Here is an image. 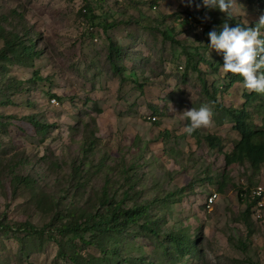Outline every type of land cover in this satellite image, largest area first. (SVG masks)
<instances>
[{"label": "rangeland", "instance_id": "rangeland-1", "mask_svg": "<svg viewBox=\"0 0 264 264\" xmlns=\"http://www.w3.org/2000/svg\"><path fill=\"white\" fill-rule=\"evenodd\" d=\"M197 3L0 0V264H264V219L246 216L244 197L262 168L228 166L182 118L209 106L213 123L198 130L228 152L242 136L227 109L264 125V94L247 104L207 36L254 26L264 0H235L231 18ZM111 201L147 214L60 233Z\"/></svg>", "mask_w": 264, "mask_h": 264}, {"label": "clouds", "instance_id": "clouds-1", "mask_svg": "<svg viewBox=\"0 0 264 264\" xmlns=\"http://www.w3.org/2000/svg\"><path fill=\"white\" fill-rule=\"evenodd\" d=\"M193 0H187L191 5ZM219 9L232 17L235 0H200L197 8ZM208 48L222 54V71L242 78L243 87L249 92L264 94V14L256 20L254 26L223 23L221 30L207 33ZM182 118L188 121L185 132L189 135L213 123V111L207 105L182 111Z\"/></svg>", "mask_w": 264, "mask_h": 264}, {"label": "trees", "instance_id": "trees-1", "mask_svg": "<svg viewBox=\"0 0 264 264\" xmlns=\"http://www.w3.org/2000/svg\"><path fill=\"white\" fill-rule=\"evenodd\" d=\"M156 9V7H154ZM173 40V39H171ZM111 50L117 51L115 53L117 56L119 55L118 51H120L119 47L115 45H111ZM231 76V84L243 83L242 78L239 76ZM209 96V92L207 93ZM247 99V104L250 102H254L257 100V93L252 92L245 95ZM214 101L219 106L220 109H226L224 106L219 105V102L216 98ZM229 112L233 114L235 127L234 129L238 131L242 139L234 144V149L231 152L225 151V142L226 139L219 135L213 134H204L200 130H196L192 133L193 137L197 140L198 143H202L205 141L209 147L213 150H219L225 154L227 165L239 164L244 165L248 164L253 170L259 171V173H264V125L262 127H258L253 120L252 114L247 110V107L244 106L242 108H231L227 109ZM29 122L34 126H39L33 119H29ZM156 123V122H154ZM254 185V183H253ZM252 185V186H253ZM249 194L246 193V195ZM247 202L246 208V216L249 218H253L251 213V205L249 203V198L245 199ZM206 202V201H205ZM109 210L105 215H102L100 220L97 221L96 217L93 218V222L85 224L84 227L82 225H67L63 226L60 229V233L62 235H79L81 232H89L98 230L99 232H105L111 230L115 227H127L131 223H139L140 220L147 214L146 207H134L132 209H123L122 205L119 203L110 202ZM91 219V218H90ZM88 219V220H90ZM255 221V220H254ZM263 221H255L261 222ZM113 226V227H112ZM176 242V241H175ZM180 242H177V247L179 248L181 245Z\"/></svg>", "mask_w": 264, "mask_h": 264}, {"label": "built area", "instance_id": "built-area-1", "mask_svg": "<svg viewBox=\"0 0 264 264\" xmlns=\"http://www.w3.org/2000/svg\"><path fill=\"white\" fill-rule=\"evenodd\" d=\"M152 120L156 121L157 117L153 116ZM264 177V173L262 174ZM245 192H247V187ZM245 199L249 198L251 213L255 221L264 219V178H261L250 189L249 194L244 195ZM221 200V194L216 191L211 192L205 202L208 210H211Z\"/></svg>", "mask_w": 264, "mask_h": 264}]
</instances>
